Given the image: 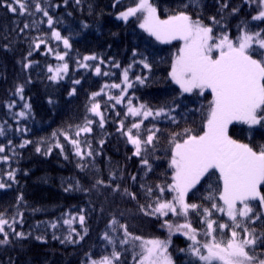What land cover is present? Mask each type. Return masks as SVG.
Returning <instances> with one entry per match:
<instances>
[{"label": "trees", "instance_id": "16d2710c", "mask_svg": "<svg viewBox=\"0 0 264 264\" xmlns=\"http://www.w3.org/2000/svg\"><path fill=\"white\" fill-rule=\"evenodd\" d=\"M248 1L227 0V9L221 8L225 0H153V3L162 19L184 11L194 20L199 19L205 26L212 27L213 35L227 34L235 41L245 31H264V20L252 19L258 10L254 0ZM136 2L81 0L77 4L75 0H67V3L65 0H39L53 19L52 27L47 24L48 17L35 10L36 0H26L28 11L24 14H20L19 9L13 13L0 6V124L6 128V135L0 137L6 152L0 155L10 157L8 163H0V182L6 185L0 188V213L9 223H13V218L16 221L15 232L5 226L9 242L0 244V264H88L93 259L110 256L114 249L121 254L117 264H135L133 256L140 249L136 247L134 253L131 244H120L124 238L120 224L126 225L132 236L167 242L169 233L167 228L161 227L163 221L184 223L183 218L171 214L159 219L155 215H145L139 206L152 203L159 195L156 186L171 181L172 134L183 133L185 129L201 134L212 96L210 92L183 94L171 80V64L180 41H157L139 27L136 17L127 21L117 19V15L134 7ZM233 7L237 11L232 12ZM212 17L219 23H214ZM25 24L29 27L25 28ZM53 29L69 39V49L64 48L62 41L52 38ZM37 38L45 40L39 49L35 48ZM56 52H67L64 61L56 59ZM259 53L257 51V55ZM91 55L97 59L84 61L85 56ZM78 61L90 67L82 68ZM140 61H146L151 70L144 68ZM28 63L30 67L25 68ZM63 63L68 64L67 73H62L60 79L50 80L49 66L55 68ZM113 63H119L120 67H113ZM129 65H132L129 80L133 87L127 90L122 103L108 99L109 95H120V89L106 88L104 94L95 98L104 117L101 127L100 117L88 111L95 102L90 99L91 94L105 84L121 83L122 70ZM96 66L101 68L100 75L95 73ZM104 72L110 75L104 76ZM136 76L144 78V83L136 81ZM75 80L80 83L75 84ZM18 85L24 86L23 99L13 94ZM73 89L75 93L70 95ZM129 98L135 107L144 104L154 112L164 109L166 113L144 120L140 130L142 140L148 128L154 126L159 131L153 145L148 146L146 152L142 149L140 157L133 154L135 147L122 131H118L121 121L126 130L142 118L125 115ZM13 101L15 106L9 109L7 104ZM25 103L30 105L29 109L23 108ZM20 111H25L26 115H15ZM86 120L93 121L92 131L76 137L77 128ZM63 133L81 140L85 151L90 144L94 155L81 160ZM229 135L256 149L264 145V127L261 126L233 125ZM8 140L12 141L11 145ZM25 140L31 143L21 148L19 145ZM57 142L64 146L63 152L55 147ZM37 146L41 147V152H36ZM49 148L50 154H44ZM142 157L148 159L151 170L141 163ZM8 171L14 172V179L8 178ZM113 172L114 181L110 176ZM217 177L215 173L202 178L196 189L189 192L188 202L210 207L204 198L218 196L222 182ZM98 179L111 186L96 185ZM117 184L119 189L113 191ZM148 187L153 189L152 196L146 194ZM125 189L134 193L136 199L125 194ZM172 196L173 193L166 192L164 198L171 200ZM252 207L255 213H261L258 203H252ZM80 215L85 217L83 224L79 222ZM66 219H72L71 226L64 223ZM113 219L119 223L110 226ZM189 219L201 233L197 239L203 243L205 225L199 222L201 218L190 214ZM212 219L229 222L221 213H215ZM238 220L246 223L250 230L254 228L256 235L264 233L263 215L255 223L244 218ZM16 232L24 235L18 237ZM105 233L111 243L103 238ZM224 235L226 238L228 230ZM170 241L167 252L172 264H203L189 251L192 241L185 235L174 233ZM135 243L139 245L140 242ZM249 251L264 258V245Z\"/></svg>", "mask_w": 264, "mask_h": 264}, {"label": "snow or ice", "instance_id": "6c2138e0", "mask_svg": "<svg viewBox=\"0 0 264 264\" xmlns=\"http://www.w3.org/2000/svg\"><path fill=\"white\" fill-rule=\"evenodd\" d=\"M77 4L81 0H75ZM264 5V0H259ZM67 3V0H65ZM0 6L6 7L9 11L15 13L19 9L20 14L28 11L26 0H0ZM188 7V5H184ZM229 7L227 0L221 4L222 9ZM35 10L43 12L48 17L47 24L49 27L53 25V19L48 11L41 6L39 0H36ZM237 11L235 7L232 12ZM130 17H136L140 23L139 27L144 29L150 36L155 37L157 41L169 43L173 40L183 41V45L171 64L169 73L172 81L179 85L183 93H191L198 90L199 95L210 91L212 99L208 102L205 123L201 130V134H193L191 129H185L183 133H173L172 136V156L169 167L172 169L171 181L164 186L157 185L159 195L155 197L152 203L140 205V210L145 215H155L158 219L167 217L169 214L184 219V223H172L164 220L161 227H165L169 233V240L166 242L160 239L144 240L139 236H132L126 225L120 224V228L124 230V238L120 240L122 245H132L135 253L136 247L140 251L133 256L135 264H172L167 249L171 242L170 238L174 233L185 235L192 244L189 251L198 258L203 264H264V258L253 255L249 249L255 250L256 247L264 245V233L256 235V230L249 229L247 224H242L238 217L244 218L245 221L255 223L260 220L264 213H255L251 202L259 201L264 208V145L259 149L250 146L247 143H241L233 139L229 135V127L234 122L246 124L249 128L253 126L264 127V52L259 53L260 59L253 58L257 54V48L264 49V31L249 33L245 31L243 35L237 37L234 41L227 34L219 37L213 35V28L205 26L199 19L194 20L184 11H177L175 14L161 18L158 7L153 0H137L134 7H129L119 14V18L127 21ZM214 23H219L215 17L211 18ZM253 20H264V10H261ZM86 26V25H85ZM29 27L28 24L24 25ZM52 38L56 41H62L64 48L71 47L69 39L62 37L59 31L53 29ZM35 48L39 49L45 40L37 38ZM49 51H53L49 48ZM218 55L213 57V52ZM31 55V52H29ZM67 52L61 54L55 53V57L59 61H64ZM135 56L136 53L134 52ZM84 61L96 60L95 55L85 56ZM80 67H90L86 63L77 62ZM103 63V61H101ZM143 67L151 70V66L146 61H140ZM25 68L30 67V63L24 65ZM113 67L119 68V63H113ZM132 65L124 68L122 71V83L105 84L97 92L91 94L90 99L105 93L106 88L120 89V95L108 96L109 100H115L116 104L123 102L127 95V90L133 87V83L129 80V70ZM68 64L63 63L55 68L49 66L48 72L52 73L50 80L62 78V73L66 74ZM95 73L101 74V68L95 67ZM104 76L110 75L108 72L103 73ZM135 80L144 83V78L136 76ZM75 84H79L80 80H75ZM24 86L18 85L14 95L23 99ZM75 93V89L71 94ZM15 106V102L7 104L9 109ZM24 109H29L30 105L25 103ZM101 105L98 101L91 104L88 111L93 115L100 117V126L103 127L104 117L100 111ZM164 109L153 111L146 105L141 104L135 107L132 99H128V107L126 116L142 117L138 122H133L129 128L125 130L124 121L120 122L118 131H122L127 137L130 144L135 147L134 155L140 157L143 151H147L148 146L153 145L158 128H148L147 136L141 139V126L144 120L149 117H159L165 115ZM19 117L26 115L25 111L16 113ZM174 119V118H173ZM93 121L86 120L83 126H79L75 132L76 137H80L81 133H90L92 131L91 124ZM133 129L136 133L133 134ZM6 135V128L0 124V137ZM55 135V134H54ZM64 139L67 140L74 149V154L84 160L85 157H92L93 151L91 145L88 144L87 151L81 147V140L63 133ZM177 137H182L177 139ZM12 144L11 140L7 142ZM31 141L25 140L19 146L23 148ZM84 143H87L86 141ZM103 144V141H100ZM55 147L64 151V146L57 142ZM36 152H41V147H36ZM6 152L5 146L0 144V154ZM49 148L44 154H50ZM10 157L7 154L0 155V163H8ZM141 163L148 166L149 161L146 157H142ZM86 165H78L85 167ZM218 172L217 179L222 182L218 196L210 195L204 199L209 201L210 207H205L203 203H189L186 199L188 194L196 186L200 184L202 178L206 175H213ZM7 176L10 180L14 179V172L8 171ZM111 179L115 180V173L110 174ZM135 180V177H132ZM96 185H104L110 187L105 181L98 179ZM6 185L0 182V188ZM95 186V185H94ZM119 185H115L113 191L119 189ZM143 187V185H142ZM132 199H136L134 193L124 190ZM174 193L171 200L165 199V194ZM146 194L152 196L153 189L148 187ZM220 201L218 203L216 201ZM239 205V207H238ZM191 210V212H190ZM215 213H221L228 217L229 222H220L212 219ZM192 216L200 217L199 221L205 225L202 235L206 238L203 243L197 239L201 233L193 227V222L189 219ZM72 219H75L73 217ZM72 219L64 220V223L71 226ZM81 224L84 223L85 217H78ZM13 223L3 218L0 213V244L9 242V233L5 231V226L15 232ZM119 223L113 219L110 226ZM55 228L56 225L52 224ZM225 230L228 235L225 238ZM240 230V231H238ZM74 231V229H73ZM16 236L22 237L24 234L16 232ZM219 237V238H218ZM104 239H111L107 233ZM40 239V237H37ZM139 241V245L135 242ZM259 241V245H258ZM181 251H185L181 249ZM120 252L115 249L110 256H102L99 260H91L90 264H117L120 260Z\"/></svg>", "mask_w": 264, "mask_h": 264}, {"label": "rangeland", "instance_id": "374dc122", "mask_svg": "<svg viewBox=\"0 0 264 264\" xmlns=\"http://www.w3.org/2000/svg\"><path fill=\"white\" fill-rule=\"evenodd\" d=\"M137 1V0H136ZM247 2H250V1H248V0H246ZM254 4L257 6V8H258V10H257V13H256V16L259 14V12L261 11V10H264V5H262L260 2H259V0H254ZM130 18H132V17H130ZM117 19H119V20H123V19H120L119 18V15H117ZM124 21V20H123ZM215 36V35H214ZM215 37H219V36H215ZM173 41H175V40H173ZM178 41H180V40H178ZM183 45V41H180V44H179V48L181 47ZM254 47H256L257 48V51H259L260 53L261 52H264V49H259L258 48V46H254ZM178 52V51H177ZM177 54V53H176ZM176 54H175V56H176ZM216 55H218V53L217 52H213V57H215ZM175 56H174V58H175ZM173 58V59H174ZM253 58H255V59H260L261 57H260V55H257V54H254V56H253ZM123 71V70H122ZM121 77H122V74H121ZM172 80V79H171ZM121 83H122V79H121ZM173 83L180 89V87H179V85L178 84H176L174 81H173ZM122 86L124 87V85H123V83H122ZM180 91L182 92V90L180 89ZM205 92H210V91H205ZM183 93V92H182ZM193 93H198V90H194L193 92H191V93H183V94H193ZM150 118V117H149ZM233 125H244V126H248V125H246V124H242V123H239V122H234L232 125H230V127L231 126H233ZM229 127V128H230ZM249 127V126H248ZM254 127V126H253ZM217 174H218V172H217ZM219 175V174H218ZM173 195H174V193H173ZM258 203V206H259V209L261 210V213H264V208H262L261 206H260V204H259V201H253V202H251V204L252 203ZM238 207H239V205H238ZM264 216V215H263ZM238 218H242V217H238ZM88 264H90V262L88 263Z\"/></svg>", "mask_w": 264, "mask_h": 264}]
</instances>
